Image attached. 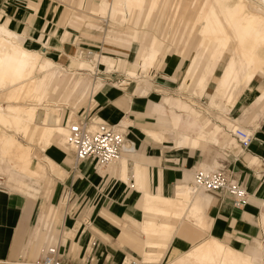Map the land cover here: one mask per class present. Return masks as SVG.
I'll return each mask as SVG.
<instances>
[{"label": "crops", "instance_id": "0c3cea01", "mask_svg": "<svg viewBox=\"0 0 264 264\" xmlns=\"http://www.w3.org/2000/svg\"><path fill=\"white\" fill-rule=\"evenodd\" d=\"M111 1L112 3L110 0H100L96 4L91 0H76L79 7L84 6V10L89 11L88 14L74 15L73 19H65L67 22L59 23H63L66 29L68 26L79 28L81 25L100 29L101 26L91 14L104 16L103 18L112 17L113 20L119 19L122 25L113 22L108 24L107 18L108 28H111L106 33L108 39L112 40L110 39L112 37L114 41L117 39V42L126 49L135 43L136 52L138 50L139 54L135 53L134 60L129 62L121 57L92 51L93 58L90 64L92 65L93 61L103 63L106 71L113 69L117 64V68L130 74V76L126 74L127 77L134 79L137 85L143 81L142 77L145 78L149 69L157 62L167 64L170 71L174 66L180 65L183 67V73L176 95L166 94L160 101L154 96L148 101L147 97V100L143 98L142 93L137 95L134 87H121L117 84L107 86L100 77H97L95 81L89 79V73L83 71H95V65L89 68L87 64L79 69L69 68V70L63 67L60 61H54L49 56L43 55L44 51L33 49L38 43L42 48L52 45L60 50L55 39L44 35L39 36L35 42L32 39H26L24 31L19 33L9 25L11 23L9 14L17 8L13 9L12 6L0 9V32L10 33L25 48L65 68L64 74L69 76L64 92L50 106L56 110L59 109L58 126L66 130L68 134V123L78 119L76 112L78 107L96 94L98 118L95 122L123 123L124 130L120 129L125 133L126 140L134 147L133 151H129L130 146L126 144V151L122 152L120 161L103 168H95L90 160L81 161L74 168L73 156L68 176L70 184L64 181L65 177L63 182L60 179L69 169L67 164L71 161L68 156L70 146L67 147L63 141V133L56 130L49 136V144L44 148L41 147L48 137L47 134L38 142L37 151L34 150L39 154V160L36 161L37 158L33 157L32 167L39 168L40 178L24 174L1 163L0 176H3L2 184L5 189H0V264H18L19 259L25 258L23 252L26 246L29 249V256L35 259L49 237L57 238L56 229H53L51 233L48 232L51 223L56 224L57 221L63 232L61 242L66 244L68 241L70 249L79 247L73 254L70 253L69 257L62 260L66 264H124L128 262V259L139 260L145 264H176L175 261L194 246L209 240L229 247L247 257L253 264H264V181L262 179L252 177L247 181L248 198L241 206H235L232 199L221 193L200 191L199 195L203 193L206 197L203 194L205 198L198 196V209L195 211V197L190 195L192 197L190 198L188 192L189 187L192 186L193 172L198 166L220 165L215 157L210 162L202 160V156L195 151L196 149L204 150L209 145L225 149L229 145H236L238 148L236 153H243L229 164L230 168L241 172L242 176H245L248 171L244 168L245 162L249 166L264 168L260 160V158L264 159V130L260 129L256 131L258 135H254L251 129L241 124L245 119H256L264 115V100L259 99L261 94L259 84L247 90L249 94L244 107L242 106L240 110V117H231L229 112L246 91L236 97L231 108L218 109L211 106L210 102L214 101L217 80L221 74L220 69V73L216 75L219 63L216 62L208 68L200 86L199 78L203 70L199 72L198 80L196 77L193 80L187 78V71L192 63L185 54L183 29L176 36L174 44L172 42L175 38V28L170 31L167 41L160 40L163 33L162 13L149 10L140 15V12L133 10L134 12L126 14L125 6H118L116 10H111L114 0ZM23 2L18 9L23 6L29 9L31 14L43 11L44 15L51 19L55 13V11L52 12L55 6L52 4L46 6V0H24ZM119 10L123 11L124 15H121ZM83 18L87 20L84 21ZM36 19L34 18L32 22H36ZM66 29L62 33V41ZM112 29H126V36L115 34ZM136 30L140 33L135 39L133 34ZM57 31L58 27H55L54 32ZM153 36L158 37L155 47L158 52L157 61L149 63L145 57L147 53L141 56L139 51L143 49V46L150 47ZM180 43L182 48L178 50L177 46ZM62 56L77 57L66 53H62ZM111 60H115L114 66L111 65ZM137 60L140 61L139 64ZM131 65H136L133 74L129 72ZM110 66L112 67L109 69ZM41 75L39 74V79ZM212 80L215 84L212 91L208 93L205 104L195 100V96L203 98ZM182 91L190 92L186 100L181 98ZM66 104L71 107L68 116H64ZM213 110L216 116L212 117L210 113ZM237 128L255 136L244 151L240 149L232 136V131ZM168 133H170L169 136ZM180 133L188 136L186 143L180 141L182 139ZM209 138L211 141L207 140ZM166 139L168 141H165ZM23 140L30 143L29 139L23 138ZM195 140L196 144L193 143ZM31 143L33 144L34 141ZM244 154H246L245 157ZM44 157L52 161L53 168L56 166L54 170ZM52 175L64 185L56 204L50 203L55 191L53 188L55 180ZM42 183L45 186L43 192L45 201L34 207ZM126 183H130L135 189L128 188ZM7 188L10 190L9 193ZM66 188L71 190L74 197L69 212L65 210V204L61 198ZM203 198L207 199V204L202 200ZM46 202L47 206H45ZM40 207L41 212L37 223L32 228L36 215L35 209ZM154 224H158L155 227L159 229L156 230L159 234L154 231L156 229ZM26 237L29 238L26 239ZM150 237L155 238L156 242L148 239ZM259 238L261 241L258 240ZM91 241L95 242L94 246H90Z\"/></svg>", "mask_w": 264, "mask_h": 264}, {"label": "bare ground", "instance_id": "6f19581e", "mask_svg": "<svg viewBox=\"0 0 264 264\" xmlns=\"http://www.w3.org/2000/svg\"><path fill=\"white\" fill-rule=\"evenodd\" d=\"M191 1L196 5L194 14L191 17L188 13V1L186 3L185 1L183 2V0L170 1L166 22L162 26V38L159 39L167 41L172 28L176 30L175 36H178L182 29L184 30L183 45L185 46V54H187L192 63V66L189 67L187 71V78L193 80L196 77L198 80L199 72L203 70L199 78L200 86L203 83V78L208 68L220 60L222 55H225L222 61L221 74L217 80L216 93L213 97L214 101H211L210 104L213 107H218V109L221 107H230L240 93L252 89L257 84H261V81L264 79V0ZM110 2L112 3L111 0ZM113 4V6L111 5L113 7V9L110 8L111 10H116L118 6H125L127 10V12L125 11L126 14L134 10L140 12V15H142L149 10L153 12L157 11V9L163 5V0H114ZM121 13V15H124L123 11ZM175 40L173 39V44ZM157 42L158 37L153 36L150 47L143 46V49L139 51L141 56H145L144 53H147L145 57L148 58H146V60H148L149 63H152L154 60V62L157 61L156 57L158 52L154 49ZM81 53L78 55L79 57L70 58V68L78 69L81 66L87 65L89 60L92 59L91 56L93 55L91 52H88L85 57H82ZM136 53L139 54L138 50ZM65 58L67 59L68 57ZM139 62L140 61L137 63L139 64ZM110 63L114 66L115 60H111ZM133 63L136 64V62ZM143 63L145 64V62ZM112 66L108 68L110 69ZM196 66H198V68H196ZM130 67L129 72L133 74L136 65H131ZM64 69L65 68L59 67V65H55L47 58L41 59L37 52L22 46L16 38L10 37L7 34H0V102L4 101L6 103L5 106L2 104L0 105V164L2 163L24 174L40 178L41 174L39 168L34 169L32 167L33 157L37 158V161L39 160V154L33 150L31 141L38 144V142L48 134L43 146L41 145V147L44 148L49 144V136L56 130L63 133V141L66 143L67 131L58 126L60 116L58 115L59 109L57 108L56 110V108L50 107L64 92L66 83L69 80V76L64 74ZM39 74H42L40 79ZM126 74L128 73L126 72ZM128 75L130 76V74ZM80 76H83V74ZM260 92V98H257L263 101L264 85L260 88ZM43 102H46V104H43ZM71 115L72 113L70 116ZM74 121L76 120L74 119ZM74 121L71 120V122ZM67 123L66 121V124ZM68 124H70V122ZM180 136L182 138L179 137L181 139L180 141L186 143L188 136L182 134ZM23 138L26 140L29 139L30 143H26ZM210 139L211 138L207 140ZM226 139L227 138H225V140ZM193 143L196 144V140ZM44 159H46L51 166L53 165L50 159L47 157H44ZM207 165L200 167L203 170L215 168L214 166L209 167ZM54 168H56V166ZM57 170H59V168ZM0 183H3V181H0ZM200 191L202 192L203 190L195 188L193 183L192 186L189 187V196L194 195L195 197V211L198 209V196L206 197L203 193L204 196L202 194L199 195ZM190 198L192 197L190 196ZM204 198L202 200L206 201L207 204V199L204 200ZM62 202L66 205V199H62ZM149 220L151 221V219ZM156 225L154 224V227ZM159 226H161V224H159ZM151 227L153 228V226ZM155 228L156 229L154 230L153 228V230L157 232L159 229L157 230V227ZM144 229H146V227ZM151 231L152 230H150V233ZM158 234L157 236H159ZM151 237L148 239H155ZM55 240L56 239L53 237H49L45 247ZM175 263L253 264L247 257L236 253L229 247H225L214 240L205 241L194 246L185 255L179 257Z\"/></svg>", "mask_w": 264, "mask_h": 264}, {"label": "rangeland", "instance_id": "374dc122", "mask_svg": "<svg viewBox=\"0 0 264 264\" xmlns=\"http://www.w3.org/2000/svg\"><path fill=\"white\" fill-rule=\"evenodd\" d=\"M24 0H0V9L2 7L4 8H10L13 6L14 9L12 13L9 14V16L11 17V23H9L10 27L17 31V32H25L24 33V37L28 40L32 39L34 42L36 41V39L39 38V36L44 35L46 37H50L52 39H55L57 44L59 45L60 50H58L55 46L50 45L49 48H42L41 45H39L38 43H36V47H34L33 49H40L41 51H44L45 56H49L50 58H52L54 61H57L61 64L64 65V67L66 68H70V58L68 57L67 59L65 58V56H62V53H66L67 55H73V56H77L79 57V52H82L81 55L82 57H85L87 55L88 52L94 51L97 52L99 54L105 53L109 56L112 57H121L123 59H127L129 62L134 60V56L136 53V49H137V45L135 43H133L131 45V47L129 49H126L124 46L120 45L116 39V41L113 40V37L110 38L112 40H109L107 37L108 33V24L109 22H113L115 24H121L119 21V19L114 18V20L111 18H108V24L105 20H107V18H103L99 15H93L91 14L94 18H96V22H98V25L101 26V28H95V27H87L85 25H81L79 26V28H74V27H70L68 26L67 29L65 28V26L63 25V23H59V22H67V20L65 19H73L74 15H82V14H88V10H84V7H79L76 4V0H46L47 5H54L55 9H53L52 12L55 11L53 17L50 19L48 16H45L43 11H40L36 14H31V11L29 9H25L23 8V6H21V9H18V6L20 7V4H23ZM93 3H98L100 2V0H91ZM170 1L172 0H163V5L161 7H159L157 9V12L159 11V13L163 14V18H162V22L161 25L163 26L164 23L166 22V18H167V13H168V6L170 4ZM185 1V3H189V7H188V13L189 16L191 17L194 14L196 5L193 3V1H189V0H183V2ZM201 0H197V2H200ZM192 2V3H191ZM114 3V1H113ZM114 5V4H113ZM193 7V8H192ZM47 8V7H46ZM191 8V9H190ZM34 18L36 19V22H32V20ZM4 19V18H3ZM97 19H99L97 21ZM82 20L86 21V18H83ZM139 23V22H138ZM138 25V24H137ZM139 26V25H138ZM55 27H58V31L55 33L54 29ZM67 30L64 32V37H63V41L61 40V36L64 30ZM111 30V28L109 29ZM113 32L115 34H120L122 35V37L126 36V29L124 30H117V29H112ZM69 32V35H68ZM1 35H5L7 34L10 37H14L13 35H11L10 33H4V32H0ZM139 32L138 30L135 31V33L133 34V38L136 39V37L138 36ZM115 39V38H114ZM176 39V36L174 38V40ZM176 46V45H175ZM181 43L177 46V49H181ZM155 49V48H154ZM115 51H119L120 53H117ZM126 53V54H123ZM93 54V53H92ZM225 55H222L221 59L217 61V63H219V65H217V70H216V75H218L220 73V69H221V65H222V61L224 59ZM39 57L41 59H46L45 57H43L42 55H39ZM93 58V57H92ZM92 60V59H91ZM88 62L89 68L92 67V65L95 69V71H83L86 73H89L88 77L89 79L95 81L97 79V77H100L103 80V83L108 85H112V84H117V85H121V87H134L135 89V93H137V95L139 93H142L143 98H145V100L148 101L150 99H153V97L155 96V99H157L158 101L161 100V98L163 96H165L166 94H172V95H176L177 94V88L179 86V82L183 73V67L182 66H174L173 69L170 71L167 64H159L158 62L155 63L148 71V75L143 78V81L140 82L139 85H137V82L134 79L128 78L126 75L125 71L119 70L117 68V64L115 65V63L113 65H115V67L110 70V71H106V66L103 63H96L95 64L92 62V65L90 64V61ZM85 61V60H83ZM55 64V63H54ZM57 65V64H55ZM58 66V65H57ZM63 68V67H62ZM131 68V67H130ZM79 69V68H78ZM121 81H125L124 83H121ZM215 81L212 80L211 83L209 84L205 95L203 96V98H198V97H194L195 100L201 102L202 104H205L207 97H208V93L212 91L213 87H214ZM264 85V79L261 81V84H259L260 88ZM190 92L188 91H182L181 93V98L186 100V96L189 95ZM249 94L248 91L245 92V94H242L239 99L237 100V102L235 103L234 107L231 109V111L229 112V116L231 117H240V110L242 108V106L245 104V101L247 100V95ZM147 97V98H146ZM94 98V100H93ZM3 102V103H2ZM0 102V105H6V103L4 101ZM46 104V102H43V104ZM65 114L64 116H68L69 114V110H70V105H65ZM149 107V104H148ZM97 102H96V94L92 96V99L88 100L86 99V101L83 102V104H81L78 109H77V118H79L82 115H90L93 116V118H98L97 116ZM213 116H216V114L214 113V110L210 113ZM251 115V114H250ZM153 117H151V121H153ZM106 122V121H103ZM108 123V122H106ZM110 124V123H108ZM241 124L246 127L249 128L253 131L254 135H258V133L256 131L262 129L264 130V115L263 116H259L256 119H245L241 122ZM114 125L118 128H121L124 130V124L123 123H117V124H111ZM126 129H127V125H126ZM127 132V131H126ZM170 135V133H168V136ZM255 137V136H254ZM257 137V136H256ZM165 141H168L167 139ZM35 143V142H34ZM32 144V148L33 150L37 151V149L39 148V145L37 143ZM126 144L128 146H132L127 140H126ZM66 146L68 147L67 143ZM69 149V153L68 156L70 158V162L68 165L69 169H67L68 171H66V173L60 177V179H63L65 177V182L67 184L69 183V172L71 170V164H72V158H73V151L72 149ZM136 149V147H135ZM134 150V147H133ZM238 150L236 145H229L227 147H225V149H222L220 147H217L215 145H209L207 148H205L204 150L201 149H196L195 151L197 153L200 154V156H202V160H206L208 162L211 161V159L213 157L217 158L218 163L220 164L219 166L213 168H222L225 173L228 175L229 179L232 181H236L244 186H246L247 181L254 177V178H260L264 181V168L263 167H256L255 165L253 166H249L245 161L244 164V168L248 169V171L246 172L245 176L241 175V172L238 171H234L233 168L229 167V164L236 160L238 157H240V155L243 152H239L238 154L236 153ZM248 153V152H247ZM246 153V154H247ZM244 154V157L245 155ZM252 154V153H250ZM261 160V164L264 165V159L260 158ZM196 169H201L200 166H198ZM245 172V171H244ZM48 174H50L48 172ZM53 179L55 180L54 183V195L53 198L51 196L50 199V203L52 204H56L58 201V197L60 194V191L62 189H64V185L62 184L61 181L56 180L57 177L52 175ZM126 186H128V188L131 189H135L133 187H131L132 185L129 183H126ZM8 187V186H7ZM9 188V187H8ZM7 188V189H8ZM10 189V188H9ZM8 189V193L9 190ZM45 186L42 183L41 187L39 188L40 190V194L38 195L36 201L34 202L35 206L38 205L39 203H43L45 201V197L43 196V192H44ZM24 197V195H22ZM48 203H45V206H47ZM36 215H35V219H34V223L31 225L32 228L33 226L37 223V218L38 215L41 212V207L40 209L36 208ZM69 222H71L69 220ZM59 225V221L56 222L55 226ZM55 229V228H53ZM52 229V230H53ZM57 231V229H56ZM32 233V230H31ZM30 233V235H31ZM30 237V236H29ZM29 237H26V239H28ZM69 240V239H68ZM258 240L261 241V238H259ZM263 240V238H262ZM62 244V247L60 248V259L59 262L60 264H66V262H63V259H66L67 257H69L68 255L70 253L73 254V252H75L76 249L78 248H72L70 249V246L68 245V241H66V244ZM70 244V243H69ZM48 245V244H47ZM45 249V245L44 248L42 249V251H40L39 255L34 259L33 257L29 256V249L26 246L24 252H23V256L25 257L24 259L21 258L18 261V264H38L41 261V257L43 254V250ZM22 256V257H23ZM29 257V259H28ZM130 259H128L129 261ZM127 262V261H126ZM126 262H124V264H126Z\"/></svg>", "mask_w": 264, "mask_h": 264}, {"label": "built area", "instance_id": "2783aa9c", "mask_svg": "<svg viewBox=\"0 0 264 264\" xmlns=\"http://www.w3.org/2000/svg\"><path fill=\"white\" fill-rule=\"evenodd\" d=\"M8 1V0H5ZM96 118L90 115H82L75 122L68 126L66 143L73 151L74 168L84 160L93 162L95 168H103L119 161L123 151H126L125 133L118 127L106 122H95ZM232 136L237 141L242 151L246 150L254 139L252 133L237 128L232 131ZM129 151H133L130 146ZM3 181V176H0ZM193 185L207 193L218 192L226 195L235 206H241L248 198L246 186L229 179L222 168L216 169H195L193 172ZM0 189H5L0 183ZM62 199H66L65 210L69 212L70 204L73 201V193L66 188L62 193ZM68 208V209H67ZM60 224V223H59ZM56 231V240L48 244L43 250L41 261L38 264H60V248L62 247V227L55 226L52 222L48 232ZM95 242L91 241L90 246ZM126 264H145L139 260L130 259Z\"/></svg>", "mask_w": 264, "mask_h": 264}]
</instances>
